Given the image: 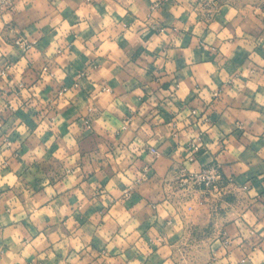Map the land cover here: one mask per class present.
<instances>
[{"label": "clouds", "instance_id": "1", "mask_svg": "<svg viewBox=\"0 0 264 264\" xmlns=\"http://www.w3.org/2000/svg\"><path fill=\"white\" fill-rule=\"evenodd\" d=\"M0 264H264V0H0Z\"/></svg>", "mask_w": 264, "mask_h": 264}]
</instances>
